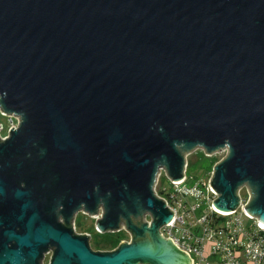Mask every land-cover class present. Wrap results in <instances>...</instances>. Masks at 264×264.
Segmentation results:
<instances>
[{"label":"water","instance_id":"1","mask_svg":"<svg viewBox=\"0 0 264 264\" xmlns=\"http://www.w3.org/2000/svg\"><path fill=\"white\" fill-rule=\"evenodd\" d=\"M0 104V264H192L154 184L197 147L228 150L214 205L246 185L264 224V0H0ZM80 211L134 244L94 252Z\"/></svg>","mask_w":264,"mask_h":264},{"label":"built area","instance_id":"2","mask_svg":"<svg viewBox=\"0 0 264 264\" xmlns=\"http://www.w3.org/2000/svg\"><path fill=\"white\" fill-rule=\"evenodd\" d=\"M14 116V115H10ZM19 124L11 117V130H15ZM200 148V147H198ZM207 155L213 157L218 153L228 152L227 148L208 152L201 148ZM189 152L184 153L183 178L174 180L169 171L162 167L158 170L154 192L164 202L167 208L174 211V216L168 223L160 227L163 236L172 240L173 244L181 251L188 254L192 264H264V224L256 217L250 215L246 209L250 196H244L239 189L241 201L231 211H223L214 205V201L221 196L220 192L214 191L211 181L214 179V169L210 171L206 181H194L188 174ZM164 170L169 185L164 184ZM77 216V215H76ZM76 216L73 219L74 233L87 236L92 239L89 232H79L77 229ZM95 219V229L99 233L105 231L98 226L103 212L99 211L90 215ZM151 222L152 218L145 217ZM66 224L64 219H60ZM53 248H49L43 255V264L51 263Z\"/></svg>","mask_w":264,"mask_h":264},{"label":"rangeland","instance_id":"3","mask_svg":"<svg viewBox=\"0 0 264 264\" xmlns=\"http://www.w3.org/2000/svg\"><path fill=\"white\" fill-rule=\"evenodd\" d=\"M11 117L13 120H15V123H19L23 121V116H10L9 114L5 113L2 109V106L0 104V133L3 137L8 136V129L11 125ZM187 155L189 156V167H188V174L191 176L192 180L200 182V181H206L209 177L210 171L214 169V165L216 162L222 161L225 156L227 155L226 152L224 153H218L216 155H212L213 157H210V155H207L204 150L201 148H194L191 150L190 153ZM218 162V163H219ZM216 166V165H215ZM164 184L167 186L169 185V180L166 178V172L164 170ZM241 193L244 196H250L248 188L246 185H243L241 187ZM151 216L149 215V218ZM76 223H77V229L79 232H89L93 235L92 242H101L104 243L111 242L112 240H115L117 243L119 238L124 237L125 234H112L110 232L105 233H99L95 229V219L92 218L89 214L80 211L78 212L76 216Z\"/></svg>","mask_w":264,"mask_h":264},{"label":"crops","instance_id":"4","mask_svg":"<svg viewBox=\"0 0 264 264\" xmlns=\"http://www.w3.org/2000/svg\"><path fill=\"white\" fill-rule=\"evenodd\" d=\"M149 215H150L149 213H146L145 217H147L149 219ZM145 217H144V219H145ZM150 218H152V216ZM126 227H127V220L122 219L120 230L114 232L115 234H122V233L125 234L124 237H121V241L118 244L111 245L108 243H104L103 241H101L99 243L98 242L93 243L92 239H91V240H89V246L91 247V249L94 252H97V253H113L115 251L120 250L124 244H128V245L134 244L133 233L131 232V230L127 229ZM164 238H167V237L164 236Z\"/></svg>","mask_w":264,"mask_h":264},{"label":"trees","instance_id":"5","mask_svg":"<svg viewBox=\"0 0 264 264\" xmlns=\"http://www.w3.org/2000/svg\"><path fill=\"white\" fill-rule=\"evenodd\" d=\"M110 233L115 234L114 232H110ZM92 238H93V236H92ZM120 241H121V238H119L117 243L115 242V240H112L111 242H108V244L115 245V244H118Z\"/></svg>","mask_w":264,"mask_h":264},{"label":"flooded vegetation","instance_id":"6","mask_svg":"<svg viewBox=\"0 0 264 264\" xmlns=\"http://www.w3.org/2000/svg\"><path fill=\"white\" fill-rule=\"evenodd\" d=\"M24 184V183H23Z\"/></svg>","mask_w":264,"mask_h":264}]
</instances>
